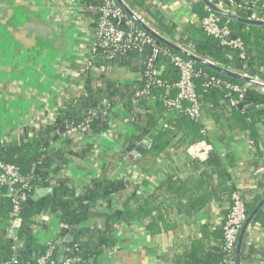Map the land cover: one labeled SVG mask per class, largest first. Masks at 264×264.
Instances as JSON below:
<instances>
[{"label":"trees","instance_id":"trees-1","mask_svg":"<svg viewBox=\"0 0 264 264\" xmlns=\"http://www.w3.org/2000/svg\"><path fill=\"white\" fill-rule=\"evenodd\" d=\"M124 1L133 11L141 13V19L151 29L177 46L205 61L264 82V26L246 25L221 16L223 23L231 29L233 38H240L244 42L243 58L237 50L223 46L219 40L207 35L199 25L198 19L214 13L200 0L193 3V12L197 18L182 29L169 22L165 14L154 9L151 0ZM83 4L82 14L90 19L89 28L93 30V36L101 14L94 13L89 6H96L98 3L84 0ZM237 16L251 19L253 13L242 11ZM152 38L170 54L161 53L155 58L153 47L147 45L142 51L135 48L116 51L113 59H107L104 49H98L93 59L95 67L108 70L113 67L131 68L142 77L143 82L139 87L106 80L103 74L99 79H103L104 85L94 86L89 72L85 71V86L88 90L86 95L71 98L66 103L65 110L51 124L41 128H25L19 140L0 143V161L17 167L21 175L28 179L31 196L38 189L53 188L52 193L37 200L26 212L16 240L8 234V229L5 230V227L9 228L14 222L13 205L6 189L0 187V226L6 225L0 229V264L12 260H16L17 264H37L38 259L46 254L48 247L41 243L35 232L38 217L44 213L59 217V245L53 259H57L61 243L76 230L73 241L65 249L64 257H79L86 264H92L93 259L99 258L106 250L115 246V225L119 222H131L134 219L143 221L147 230L157 235L172 228L170 222L174 214L192 216L203 211L210 202L223 198L230 200L232 192L235 191L227 185L230 175L223 160L211 152L206 162H192V173L187 179H181L179 173L172 174L145 199H138L135 190L129 198L136 201L134 208L117 209L107 215L106 225L102 229L82 228L85 222L95 216V208L101 201L129 186L128 182L112 178L117 162L136 153L137 147L157 129L159 130L150 148L137 162L146 169L175 141L177 145L186 147L209 142L205 124L186 114L187 105L182 103L175 108L167 105L178 96L175 85L179 81V72L172 63V56L182 55ZM151 60L157 69H162L161 74L155 78L145 76ZM194 66L199 73L195 83L201 95L202 112L221 124L217 138L222 141L226 131L239 130L258 141V128L264 126V88L226 77L196 63ZM211 78L246 88L239 103L236 106L230 104V99L240 98L224 85L207 87L205 83ZM141 91L145 94L138 96ZM119 104L130 114L136 131L126 148L118 152L103 167L100 175L78 192L72 180L62 173L68 169L72 158L85 160L93 154L96 143L89 138L100 136L106 131L109 124L107 117ZM87 124L89 130L84 138L90 142L80 144L79 140L67 137L69 129ZM263 198L264 183H261L252 201L244 198L248 214ZM253 224L264 228V207L254 218ZM215 235L219 241L213 246L206 245L204 240H192L190 250L178 257L177 264H219L224 259L223 230ZM246 249L244 247L242 250L241 264H249L256 261L257 256L263 255L254 245L250 246V251L247 252Z\"/></svg>","mask_w":264,"mask_h":264},{"label":"crops","instance_id":"crops-1","mask_svg":"<svg viewBox=\"0 0 264 264\" xmlns=\"http://www.w3.org/2000/svg\"><path fill=\"white\" fill-rule=\"evenodd\" d=\"M194 1L151 0V5L182 29L195 21ZM83 5V0H0V143L19 140L25 128L51 124L71 98L86 95L85 71L89 72L94 86L104 85L103 79H99L103 74L106 80L135 87L140 75L129 67L108 70L95 67L94 61L88 65L93 30L89 28L90 19L82 14ZM127 7L142 18L139 11ZM107 118L106 131L89 138L96 143L93 154L85 160L72 158L68 169L62 173L72 180L78 192L126 148L136 131L130 114L120 104ZM203 123L212 153L223 160L230 175L227 185L252 201L260 184L264 183V126L258 128V141L239 130L226 131L221 141L217 138L221 124L205 114ZM158 130L139 145H144V153L136 151L117 162L112 178L128 182L129 186L101 201L95 208V216L82 228L102 229L107 215L117 209L135 207L136 201L129 199L135 190L138 199H145L172 174L179 173L181 179H187L194 160L206 162L207 159L191 157L189 147L177 145L175 141L150 168L138 165ZM87 141L82 138L78 142ZM229 209L230 200L223 198L210 202L203 211L192 216L174 214L170 222L172 228L157 235L149 232L143 221L119 222L115 225V246L96 259L99 264H177L178 257L190 250L192 240L216 245L219 238L215 233L222 232ZM37 221L35 232L41 243L47 247L54 245L60 230L58 215L44 213ZM5 226L1 225L0 229ZM256 243L261 248L258 249ZM251 245L264 255V228L254 224L248 228L243 248L247 247L248 252Z\"/></svg>","mask_w":264,"mask_h":264},{"label":"built area","instance_id":"built-area-1","mask_svg":"<svg viewBox=\"0 0 264 264\" xmlns=\"http://www.w3.org/2000/svg\"><path fill=\"white\" fill-rule=\"evenodd\" d=\"M94 1L97 2L98 5H90L89 7L94 13H99L101 16L90 42L89 66L92 65L98 49H104V52L107 53V59H113L116 51H124L133 48L142 51L147 45L153 47V56L155 58L161 53L170 54L168 50L157 45L151 35L141 29L122 10L115 0ZM209 1L216 7L233 15H237V13L242 11H251L253 13V18L251 19L264 21V0ZM198 23L207 35L219 40L223 46L237 50L241 57L244 58V42L240 38H233L231 29L223 23L220 15L211 13L206 17L198 19ZM172 63L179 72V81L175 85L178 89V96L176 99L169 101L167 105L175 108L182 103H187L185 109L186 114L195 121H203L201 95L195 83V78L199 76V73L194 63L179 55L172 56ZM148 66L149 69L145 74L146 77L155 78L161 74L162 69H157L152 60L148 63ZM142 82V77H139V80L135 83V87H139ZM158 84H160V81ZM205 84L207 87H221L224 85L226 88L236 93L240 99H230L229 101L232 106H236L239 103L246 91L244 87L227 84L216 78L209 79ZM144 94L145 92L141 91L138 93V96ZM88 130V124L81 125L69 129L66 135L67 137L80 140L84 138ZM188 151L191 157L206 160L212 152V146L206 142H201L189 147ZM0 187L6 189L7 196L11 199L13 205L12 216L14 217V222L9 226L8 234L14 236L21 225L19 215L26 202L31 197V185L28 179L21 175L17 167L0 161ZM248 216L249 214L244 197L239 191H233L230 197V209L226 215V221L222 228L224 259L219 264H236V248L241 230ZM58 245L59 242L57 241L54 245L48 247L46 254L38 259L37 264H57L53 256ZM255 245L257 248H261V245H258V243ZM256 263L264 264V256H257ZM6 264H17V261L12 260ZM62 264H86V262L79 257L73 256L68 258L64 257Z\"/></svg>","mask_w":264,"mask_h":264},{"label":"water","instance_id":"water-1","mask_svg":"<svg viewBox=\"0 0 264 264\" xmlns=\"http://www.w3.org/2000/svg\"><path fill=\"white\" fill-rule=\"evenodd\" d=\"M117 2V4L122 8V10L141 28L143 29L145 32H147L149 35H151L152 37H154L155 39H157L160 43L164 44L165 46L177 51L178 53H180L182 56L190 59L191 61H193L196 64L202 65L204 67H207L209 69H211L212 71H215L221 75H224L226 77L229 78H233V79H237L240 81H243L247 84L250 85H254V86H259L264 88V82L263 81H259L257 79H253L250 78L248 76L245 75H241L238 73H235L233 71H230L224 67L218 66L216 64H214L213 62H209V61H205L193 54H191L190 52L186 51L185 49L177 46L175 43L169 41L168 39L162 37L161 35H159L157 32H155L153 29H151L146 23H144L139 17H137L128 7L127 5L122 1V0H115ZM202 1L210 10H212L214 13L239 22V23H243L246 25H256V26H264V21H259V20H253V19H244L241 18L237 15H233L231 13H228L218 7H216L213 3H211L209 0H200ZM144 146V145H143ZM142 145L137 147L136 151L139 154H142L145 152V149ZM53 192V188H41L38 189L37 191H35V193L28 199V201L26 202L25 206L23 207L19 218L20 220H22V218L24 217V215L26 214V212L29 210V208H31L33 206V204L39 200L40 198H43L45 196H47L48 194ZM264 207V198L256 205V207L254 208V210L249 214L242 230L240 233V237L238 240V244H237V248H236V264H241V254H242V249H243V244H244V239H245V235L247 233L248 228L253 224V220L256 217V215L258 214V212ZM21 223V222H20ZM76 230L72 231L70 233L69 236L66 237V239L61 243V246L58 249L57 252V264H62L63 260H64V256H65V249L68 246L69 243H71L76 235ZM14 237L16 240H18V232H16L14 234ZM18 261H21L20 256L18 257ZM92 264H99L97 259H93Z\"/></svg>","mask_w":264,"mask_h":264}]
</instances>
